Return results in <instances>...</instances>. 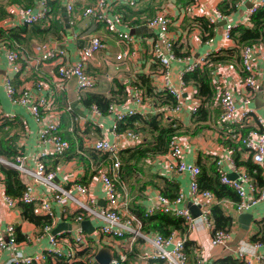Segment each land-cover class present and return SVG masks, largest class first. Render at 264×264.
I'll return each mask as SVG.
<instances>
[{"label":"crops","instance_id":"crops-1","mask_svg":"<svg viewBox=\"0 0 264 264\" xmlns=\"http://www.w3.org/2000/svg\"><path fill=\"white\" fill-rule=\"evenodd\" d=\"M94 1L73 0L72 8L67 13L65 11V0H0V27L2 28H13L10 23L14 18L17 7H29L35 11L41 3L47 7L48 12L45 19L36 22L34 25L39 26V28H48L53 22L61 25L59 32L49 31L50 33L42 35L32 30L31 25H27L26 32L21 35L22 42L19 44L24 59L33 60L41 54L43 45L54 44L64 49L67 52L68 59L73 60L79 49L86 45L90 36L99 35L104 43L103 48L95 52L85 64V73L94 78L95 84L90 89L80 91V96L77 97L78 93L73 79L68 80L61 90L53 86L56 80L51 83V75L55 73L52 62L38 64L37 68L30 66L26 70L22 66V71L17 74L10 72L6 66L4 55L6 43L0 42V113H12L14 115L12 120H7L11 123L9 135L16 137L17 151L27 156L24 163L26 167L33 169L35 157L40 151L46 150L48 154L42 161L47 170L54 171V181L60 187H66L71 183L87 185L89 189L87 196L89 195L95 199L93 205H89L85 196L78 195L76 192H73V196L80 199L94 211L102 212L105 206L102 189L95 173H92V171L94 168L104 165V163L90 158L86 150L93 149V141L101 137L114 139L120 150L149 140L150 136L145 131H138L140 135L137 136L138 139L129 138L124 135L129 130L127 129L118 132V135L112 138L110 133L111 115L107 112L91 113L90 107L84 105L82 100L89 93L101 94L108 99L110 98L111 102L116 103L120 109L132 108L141 117L164 109L165 104H160L155 96H146L145 88L138 87L139 76H144L149 80L152 95L164 91L158 66L151 61L148 52L150 42L155 34L146 29L142 23L143 19L159 12L165 14L169 19L167 37L174 40V48H178V52L189 54L191 59L207 53L209 55L221 50H229L236 45L232 39L222 37L224 23L222 25L218 24L222 20L213 23L212 40L205 43L201 35V25L197 21L201 17L206 19L212 9L218 8V5L224 0H133L132 5H117L114 7V11L120 14L121 20L126 26L121 25L119 28L121 31L129 33L133 38L129 44L118 40L115 35L105 30L101 22H95L89 16L83 14L84 8L92 5ZM249 5V1H246L245 4L238 6L236 12L232 11L229 18L234 22H241ZM245 25L246 27L250 26L247 23ZM257 43H259L257 46L264 47V35L263 39ZM122 51H126L127 55L120 60H116L115 55ZM130 52L132 53L130 54ZM21 60L19 62L23 65V60ZM184 64L185 62L177 60H172L169 63L170 80L175 87H179L180 73ZM209 67L210 74H214V72L222 74L221 79L225 81L226 85L234 89V95L238 102L240 95H242L239 61L232 59L230 62L212 64ZM257 68L260 69L261 65H257ZM215 69L218 71H215ZM5 77H9L11 84L17 89L30 87L34 79L37 80V78L42 79L47 84V90L43 92L46 93L51 90L50 92L53 93L52 107L57 116H55L58 122L57 132L69 142V147L63 155H52L49 142L38 139L37 127L30 115L22 107L11 105L7 100L1 87L2 79ZM133 87H136L144 96L141 104L136 105L133 102ZM181 92L183 97L181 110L170 115L164 111L163 116L176 119L183 128L192 127L191 110L196 108L200 103V99L195 97L194 87L191 84L183 86ZM259 96H261L262 102L261 106L256 108L254 101H257ZM252 106L255 108L256 115L264 122V79H259ZM67 107L69 108L67 109ZM208 110L210 117L202 124L203 127L196 134L184 133L178 134L176 137L183 145V159L186 162L196 164L197 155L199 154L202 159L200 162L205 168L208 167L215 155H225L227 153L226 148L229 145L225 142V133L229 131V126L219 121L218 102H214L212 107L210 105ZM134 125L138 126L136 123ZM231 154L233 156L232 151ZM245 159L244 152H239L238 161ZM171 165L172 158L167 153L153 159L141 160L138 163V176L133 177L130 185H123L121 192L118 190L120 198L127 200L128 210L132 214H134L133 209L135 206L144 207L143 197H146V191L149 196H153L159 188L163 187L165 182L177 185V190L180 189L182 193H186L187 175L173 170ZM257 166L261 170L260 175L264 178V157L263 163ZM225 169L227 174L232 173L227 167ZM20 180L23 184L27 183L32 186V192L36 197L49 196L46 191H43V187L34 184L30 177L23 176L20 177ZM141 185H144V187L140 189ZM187 202L188 199H185V205ZM230 208V205L226 207L229 210L225 215L230 216L232 220L228 229V237L223 245H210L211 229L202 223L187 230L185 238L188 245L184 247L186 264H195L194 257L197 249L203 253V264H209L210 262L222 264L220 261L225 258L236 260L237 264H264V260H260L258 257L264 249L263 246L257 249L251 246L253 242H257L252 239L256 236L260 239L259 242H264V198L257 201L246 211L251 214L250 221L245 225L246 228L240 227L244 224L237 220L239 213L234 212L233 209L230 210ZM65 209L66 215L62 216L61 211L56 205L52 204L51 216L49 217L50 232L59 235L63 247L71 248L73 229L69 228L68 225L75 224L74 217L78 209L76 205L69 202L65 205ZM33 213L38 216H45L37 202L33 203ZM83 220H88L93 229L91 233H86L81 228L86 235V242L79 247L72 246L75 258L71 264H93L94 253L101 247H106L111 253V257L116 256L118 252H125L126 259L122 264H157L156 261H159L142 258V256L152 251V245L149 241L136 239L130 245L129 250L126 251L130 244L128 237L124 236L120 239L105 237L97 231L98 226L102 223L101 219L93 217ZM6 223H11L14 226L17 241L15 249L22 254L43 253L49 247L48 238L41 233V227L23 219L17 206L7 208L0 204V231L3 237L2 230ZM57 226L58 230L53 232L52 230ZM153 233L154 231H150L145 234L147 237L152 238ZM239 250L241 251L240 255L238 254ZM8 255V251L2 250L0 252V263L6 260ZM63 259L65 258H62V262ZM41 264H60V260L53 256H47Z\"/></svg>","mask_w":264,"mask_h":264},{"label":"built area","instance_id":"built-area-1","mask_svg":"<svg viewBox=\"0 0 264 264\" xmlns=\"http://www.w3.org/2000/svg\"><path fill=\"white\" fill-rule=\"evenodd\" d=\"M65 11L70 12L72 8L73 0H65ZM249 1L250 5L246 9V14L241 22H234L229 17L230 14L236 12L237 7L245 4ZM133 0H95L94 3L83 10V14L89 16L95 22H101L109 33H112L120 41L125 44L132 42V36L126 31H121L119 26L126 27L119 13L115 12L114 7L117 5H132ZM231 10L227 13L221 12L218 8H213L211 13L206 16L209 23L213 24L215 21L222 20L224 22L222 27V37L224 39L230 38V31L238 25L246 26L245 23L250 24V16L256 10L264 8V0H233L229 3L228 8ZM47 7L41 3L38 9L33 11L29 7H17L14 13L10 26L17 25H31L40 20L46 18ZM142 23L146 29L153 32L149 46V55L153 63L158 65V72L161 76V83L163 90L166 91L173 99L175 103L171 106H165L163 112L170 114L178 113L182 108V92L181 88L185 86L182 82L181 76L184 72L191 71L195 67H200L206 64L207 54L191 59L190 55L183 52H178L179 55H175L173 48V39L167 37V31L169 26V19L165 14L159 12L153 16L144 18ZM212 37L204 39L205 43L211 42ZM5 44V43H3ZM259 43L246 44L239 49L240 59V71L244 74L242 78V95L239 97V101L234 95V89L229 87L223 81L222 74L214 72L211 74L212 81L216 84V91L219 95V121L229 127H246L250 126L245 134L236 132L232 128L231 139L239 143V147L243 148V152L246 157H249L252 163L261 165L264 157V122L255 113V108L252 106V100L254 97L255 89L259 83V79H264V47L257 46ZM4 49L6 66L10 72L20 73L22 66L26 68L42 64L44 62H52L55 68L54 75H51V83L56 89H63L65 83L73 79L75 88L80 95V91L90 89L94 86V78L85 73V64L93 56V54L103 48L104 43L99 35H92L89 37L86 45L82 46L77 52L73 60L68 59L67 52L54 45H43L41 54L33 60L29 58L24 59L21 55L19 46L15 48L13 46H7ZM132 52H130L131 54ZM127 55L126 51H122L115 55L116 60H120ZM23 60L22 63L19 60ZM21 60V61H22ZM172 60L185 62L180 73L179 87H175L170 80L169 63ZM261 65L258 69L257 65ZM215 71H218L215 69ZM1 87L5 97L11 105H18L25 109L30 115L32 120L36 124V134L41 141L49 142L51 146L50 153L54 156H61L69 147L67 139L62 138L58 130V122L56 120V114L52 107L53 93L51 90H47V84L38 79L32 82L30 87H24L21 89L14 88L11 84V79L5 77L2 79ZM132 97L133 102L141 104L144 100V96L141 95L136 87H133ZM90 111L93 114H99L100 111L95 105H90ZM69 107H67L68 109ZM195 109V108H194ZM192 108L191 112L194 111ZM112 117V123L110 125L111 137L115 138L118 135L116 131V122L122 120L124 117L137 114V112L129 107L120 109L116 103L111 102L106 110ZM144 113V112H143ZM143 113H140L141 115ZM56 116V117H55ZM14 117L12 113H0V119L11 120ZM138 124L137 122H135ZM136 126V125H135ZM129 138L138 139L140 136L137 132L126 131L124 133ZM92 147L94 150L106 152L112 157L111 169L112 175L108 173L107 168L101 166L96 169L95 177L98 179L103 199L104 209L102 212H96L91 207L85 205L80 199L73 196V192L78 195L87 197L89 205H93L95 199L88 194V186L80 183H71L66 187H60L55 181V173L53 170H47L42 161L48 154L46 150H42L34 159L33 169H29L24 165L27 160V156L21 154L19 151L13 157V161L9 162L0 157V165H9L14 167L18 171L19 178L28 176L31 178L34 184L43 187V191L48 193V197L39 196L36 197L32 192V186L24 183L23 190L19 197V200L24 203L37 202L39 208L45 215L51 216L52 204L61 211V215H66L65 205L69 202L77 206L78 212L74 217L76 227L73 229V237L71 248L63 247L61 245V239L59 235L51 233L50 224L44 225L41 228V233L45 234L48 238L49 247L43 253L25 255L15 249L17 241L15 236V228L11 223H6L3 227L4 237L0 231V252L6 250L9 255L6 260L0 264H41L44 258L47 256H53L63 259L62 264H71L74 261V247L82 246L86 242V235L78 226L79 222L85 218L97 217L101 219L102 223L98 226L97 231L99 234L110 237L113 239H120L124 236L130 240V245L136 239H144L151 243L152 251L142 258L149 260H160V264H186V255L184 251V243L186 241L185 233L189 228L196 227L199 223L208 226L211 229V236L209 243L212 246L223 245L228 237V231L224 230H212L213 222L210 217V208L213 205H217L224 214L228 212L226 209L228 205L231 206L236 213L246 212L249 207L256 204L257 201L264 198V185L258 187L257 184L251 179L244 167L236 165L234 158L231 154V148L227 147V153L223 156L215 155L212 158L216 172L218 174L219 181L231 188L236 196L237 200H229L225 198H216L215 195L206 189H200L197 184V177L199 175V167L190 162H186L183 159V145L176 138H172L169 141L168 149L166 153L172 158L171 167L175 171L183 172L187 175V191L182 193L181 190H177L174 197L170 198L162 195L160 192L154 193L153 196H149L146 191V197L143 198V213L144 216L152 215L156 212L169 214L174 217L182 219V223L185 225V231L180 232L178 230H172L167 235L163 236L157 232L153 233L152 238L146 236L145 233L140 231V220L128 210L127 200L120 198V193L116 189L113 178L116 176L119 161L117 153L119 151L118 145L114 139H106L104 137L98 138L93 141ZM227 167L235 177L229 178L226 173ZM2 174L0 172V204L7 208L15 206V199H12L5 193L2 184ZM188 199V202L198 208V214L192 217L184 200ZM228 204V205H227ZM257 249L261 246L264 248V242H253L251 245ZM241 254V251H238ZM259 259L264 260V249L259 254ZM126 259L125 252H118L116 256H112L106 264H122ZM195 264H203V253L196 250L194 257ZM209 264H218L216 262H210ZM248 264V263H247Z\"/></svg>","mask_w":264,"mask_h":264},{"label":"trees","instance_id":"trees-1","mask_svg":"<svg viewBox=\"0 0 264 264\" xmlns=\"http://www.w3.org/2000/svg\"><path fill=\"white\" fill-rule=\"evenodd\" d=\"M231 2H233V0H224L218 5L219 10L223 13L229 12L231 8H228V6ZM197 21H199V24L201 25V35L203 40L212 36L213 24L209 23L204 17L197 19ZM34 24L35 23L31 24L32 30L41 35L48 33L49 31L57 33L61 29V25L57 22H53L48 28H39V26ZM26 26L27 25H17L13 28L0 27V42L6 43L7 46L18 48L19 44L22 42L21 35L22 33L26 32ZM263 35L264 8H261L251 14L249 27L238 25L230 31V38L235 42L236 45L234 48L209 54L206 57V64H203L200 67H195L193 70L184 72L182 74V82L186 85L191 84L194 87L195 97L200 99V103L190 114L191 125H193L192 127L183 128L176 119L168 118L165 115L163 116V110L161 109L158 110L159 112L156 111L154 113L147 114L144 117L134 114L124 117L122 120H118L116 122V131L119 133L129 129L128 131L135 133H138V131H145L150 136L149 140L142 141L135 146L123 148L118 151L117 158L119 161V166L117 171H115L116 176L113 178L117 190L121 192L123 185H130L133 177L138 176L137 165L141 160H149L153 159L154 157H159L160 155L166 153L169 141L172 138L177 137L178 134H196L199 129L203 127L202 124L210 117L208 107L210 108V105L212 107L214 102L218 101L219 97L216 91V84L212 81L209 66L212 64H222L227 61L230 62L232 59L237 62L239 61L240 63L238 54L241 46L260 42L263 39ZM173 52L175 55H179L178 48H173ZM240 75L243 76L244 74L240 71ZM139 80L140 82L138 87L145 88L144 92L146 91V96H155L157 101H159L160 104H165V106H171L175 103L173 97H171L166 91L152 95L147 77L139 76ZM82 102L86 106L93 104L100 112L104 113L111 103V99H108L101 94L89 93L85 95ZM135 122L138 123V126L134 125ZM10 125L11 123L10 121H7V119H0V157L6 161L12 162L13 157L17 153V148L15 145L16 137L14 135H9ZM232 128L233 127H229V131L225 133V142L229 144L228 147L231 148L233 152L234 162L236 165H240L245 168L251 179L257 184L258 187L263 186L264 178L260 175V168L256 164L252 163L249 157H246L245 160L238 161L239 152H243V148L239 147V143H236L231 139ZM248 128H250V126L240 128L234 127L233 130L240 132L241 134H245ZM86 153L90 158L97 159L98 162L104 163V165L94 168L92 173H95L97 168L104 166L107 168L108 173L112 175L113 171L111 169V162L113 159L108 153L90 148L86 150ZM200 156L201 155L198 154L196 160V165L200 167V172L197 177L198 187L200 189L211 191L216 198L226 197L234 201L237 200L235 192L219 181L214 163L211 161L208 167L205 168L200 162L202 160ZM0 172L2 174L1 181L5 193L12 199L16 200L15 207L17 206L19 208L22 218L34 223L41 228L44 225L50 224L49 216H38L33 213V203H24L19 200L23 190V183L19 178L18 171L12 166L0 165ZM143 187L144 185H141L140 189ZM158 191L162 195L172 198L177 193V185L165 182L163 187L159 188ZM133 212L140 220V231L142 233L154 231L165 236L172 230H178L181 233L185 231V225L182 223V219L179 217H174L160 212L144 216L143 207L140 206H135ZM210 217L213 222V231H228L232 219L230 216L225 215L217 205L211 206ZM252 239L255 241H260L257 236L253 237ZM187 245L188 242L185 241L184 247ZM59 260L60 264H62V258H59ZM156 262L157 264L161 263L160 260ZM220 263L237 264L238 262L236 260H232L231 258H225L222 259Z\"/></svg>","mask_w":264,"mask_h":264},{"label":"water","instance_id":"water-1","mask_svg":"<svg viewBox=\"0 0 264 264\" xmlns=\"http://www.w3.org/2000/svg\"><path fill=\"white\" fill-rule=\"evenodd\" d=\"M224 22L220 21L218 24L222 25ZM133 31V30H131ZM130 31V32H131ZM261 102H262V98L261 96H259V98H257V101H254V105L255 107H260L261 106ZM229 178H234L235 175L233 173H229L228 174ZM190 214L192 217L197 216L198 214V208L196 206L191 205L189 202H187L186 204ZM251 219V214L248 212H243V213H239L237 215V220L241 223L243 222L244 225H240L241 228H246L245 225H247V223L250 221ZM86 233H91L92 231V227L91 224L88 220H82L79 222L78 224ZM61 226V225H60ZM69 228L74 229L76 227V224L74 225H68ZM58 230V226L55 227L52 231H56ZM111 258V253L109 252V250L106 247H101L99 249L96 250V252L94 253L93 256V264H106L109 259Z\"/></svg>","mask_w":264,"mask_h":264}]
</instances>
